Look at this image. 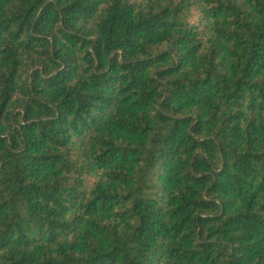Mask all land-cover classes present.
I'll return each mask as SVG.
<instances>
[{
    "label": "trees",
    "instance_id": "trees-1",
    "mask_svg": "<svg viewBox=\"0 0 264 264\" xmlns=\"http://www.w3.org/2000/svg\"><path fill=\"white\" fill-rule=\"evenodd\" d=\"M0 264H264V0H0Z\"/></svg>",
    "mask_w": 264,
    "mask_h": 264
}]
</instances>
